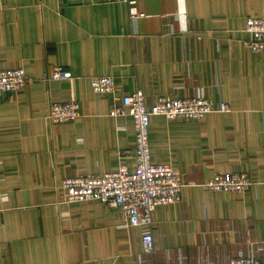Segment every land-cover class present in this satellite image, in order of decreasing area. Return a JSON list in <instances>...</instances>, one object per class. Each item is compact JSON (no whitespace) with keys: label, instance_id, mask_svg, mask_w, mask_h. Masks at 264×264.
Listing matches in <instances>:
<instances>
[{"label":"crops","instance_id":"crops-1","mask_svg":"<svg viewBox=\"0 0 264 264\" xmlns=\"http://www.w3.org/2000/svg\"><path fill=\"white\" fill-rule=\"evenodd\" d=\"M0 68L30 79L0 95V264H212L264 260V49L244 45L247 18L264 0H3ZM54 67L72 78L44 79ZM116 95H203L229 105L199 121L154 116L156 162L184 173L181 200L154 212L156 252L141 227L98 201L65 203L61 185L125 164L135 168L136 130L111 117ZM77 100L80 116L54 124L52 102ZM247 172L245 193L204 189L214 173Z\"/></svg>","mask_w":264,"mask_h":264},{"label":"built area","instance_id":"built-area-1","mask_svg":"<svg viewBox=\"0 0 264 264\" xmlns=\"http://www.w3.org/2000/svg\"><path fill=\"white\" fill-rule=\"evenodd\" d=\"M133 4L135 0H107ZM4 8L0 0V10ZM245 31L249 38L244 45L254 52L264 49V15L247 18ZM72 78V72L62 67H54L44 79L62 80ZM30 79L23 66L0 68V95L23 90ZM93 91L112 95L111 117L127 116L133 120L136 130L135 168L130 170L125 164L118 169L98 175H78L64 179L61 190L65 203L98 201L110 209H119L126 219V226L141 227L143 250L146 254L156 252L154 235V212L162 205L181 200L186 186L184 173L170 162H156L150 144V127L154 116L168 120L199 121L210 113L226 112L229 105L203 95L174 97L163 94L152 104L148 103L144 91L122 97L116 95V84L111 76L95 75L91 78ZM81 104L77 100L52 102L48 108V118L54 124L66 123L80 116ZM254 184L247 172L214 173L201 186L211 191L245 193ZM212 264H264V260L240 255L226 263Z\"/></svg>","mask_w":264,"mask_h":264}]
</instances>
